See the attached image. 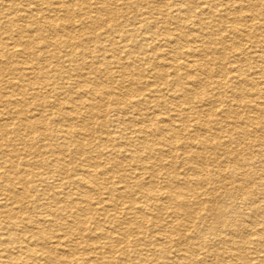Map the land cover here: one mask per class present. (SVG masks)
<instances>
[{
	"label": "rangeland",
	"instance_id": "obj_1",
	"mask_svg": "<svg viewBox=\"0 0 264 264\" xmlns=\"http://www.w3.org/2000/svg\"><path fill=\"white\" fill-rule=\"evenodd\" d=\"M88 1L0 0V20H2L0 21V36L3 37V44L13 41V37L18 38L22 36L21 34L32 37L42 35L44 39L40 40L41 43L35 47L40 50V46L46 42L52 46L44 51L42 49V51H38L46 56L40 63L48 66L44 70H49L47 73L51 83L54 82L55 85L63 87L62 94L58 95L57 89L51 91V87L47 85L44 88L40 83L33 86L31 81L42 78V74L32 67L33 64L24 62L29 57L36 63L34 56L29 54L11 56L6 51L8 49L3 47L7 54L2 61L4 71L0 72V126L5 125V130H0V173L3 172L0 176L2 180H0V239H3L1 242L7 241L5 240L6 225L12 227L13 234L21 235L22 227L20 228L19 224L22 223L25 228L31 229L40 223L47 229L46 236L51 238L53 241L51 243L57 242L58 239L62 242L58 247L54 248L48 245L45 248L46 253L50 255L51 264H64L56 260L55 255H64L67 259L69 258V264H74L70 262V257L74 253L78 259L96 260L98 254L105 250L106 239L102 236V231L104 229L115 230L117 225L135 219V214L126 209L132 203L137 209L146 208L144 212L149 219V225L151 224L150 219L153 218L169 228L168 234L172 236L170 240L174 241L161 243L165 244L164 250L169 252L170 256L178 254L176 246L179 242L185 241V244H188V241L192 239L199 241V243L196 242L198 247L191 246L187 252L198 264H264V145H262L264 144V77L257 74V69L261 66L264 67V0H189V2L188 0H149L144 2L141 7V10L146 13L145 16H149L151 25L154 26L149 31L146 28L140 30V27L144 26L143 23H139L142 21V16L132 10L140 8H134L131 5L124 8L126 0H105L107 2L106 11H103L101 7V2L104 0ZM202 1L205 3L202 4ZM87 7L91 9L90 19L85 14ZM42 9L44 10L42 11ZM110 11L116 13L110 14ZM192 11L198 13V16L190 15ZM9 13H11L10 16ZM53 13H56V17H52ZM55 15L53 14V16ZM5 17L16 19L15 25L10 27L11 25L7 23L9 19ZM84 20H87L88 23H85ZM111 20L112 22H109ZM112 25L116 29H111ZM52 27L54 28L52 29ZM93 27L94 29H92ZM131 29L135 33L133 39L125 40L122 36L128 30L132 31ZM193 29H196V32L198 30L197 33L205 39L204 46L209 49L208 56L200 57L198 55L196 57L193 55L190 49L195 45L191 44L193 39L189 35L184 36L189 31H195ZM76 30L77 32H75ZM239 30L242 31V34L247 35H240ZM152 33L155 35L154 37ZM172 33L180 34L182 45L180 44L179 47L164 42V38L172 36ZM68 40L73 42L72 46L67 43ZM225 43L226 45H224ZM138 46H144V49H138ZM9 49L11 50V48ZM53 52L58 57L46 60L45 58H48L49 54ZM84 52L87 53L84 54ZM126 52L127 54H125ZM68 54H73L74 58L70 60ZM150 55L151 58L147 59ZM173 55H176L177 59L182 62L191 60L199 63L195 71L182 66V73H187L184 74L177 88L185 90L188 99L181 98L180 101L170 90L172 89L170 81L175 79L174 72L169 69L166 73V67H164L169 64V59ZM236 67L243 69L241 79L247 81L241 83L242 86L240 85L241 89H244L242 94L244 97L236 93L240 88L238 84L241 81L237 76L238 71H234ZM25 69L27 72L22 75L21 72ZM60 70L63 71L62 76ZM215 70L219 73L214 75L210 73ZM164 73H166V77ZM5 75L6 77H4ZM194 78L202 79L201 87L193 84ZM42 79L44 80L45 77ZM253 80L257 82L255 90L251 88L250 84ZM192 89L196 91L193 92ZM231 94L233 95L231 96ZM114 95L120 102L129 99L139 101V103L135 107L128 104L122 108L123 112L114 110L112 112L109 110L112 107L111 101ZM66 98H69L68 103L60 104V101ZM254 103H256L255 106ZM75 105L78 113L66 116L64 112ZM176 107L179 109L181 107L182 111ZM186 108L188 110H185ZM182 116L183 118H181ZM201 121L202 123H200ZM144 125L152 126V132L138 134L135 128ZM169 126L177 130L178 135L175 131L166 132L168 131L166 127ZM59 128L61 129L60 135L56 136L55 131ZM68 128H71L70 131ZM65 133H68L67 136L72 139V144L68 146L67 150L62 151V161L56 162L50 145L54 144L56 140L61 141ZM201 138L206 140V152L199 144ZM221 139L224 141L222 142ZM152 144L158 146L155 147ZM168 145H172L169 148L170 151L166 148L169 147ZM127 147L128 149H126ZM78 148L82 150L78 152ZM130 150L133 153H130ZM133 150H137V152L134 154ZM196 151L200 153L195 156ZM156 154L159 156H155ZM163 155L166 156L162 157ZM186 156H193L191 165L198 167L200 172L191 170L190 164L185 160ZM44 159L52 161L54 169H68L66 176L75 178V183L64 184L66 179L62 181L56 174L40 183L35 175L46 174L48 168L43 164ZM140 163L149 166V168L138 167ZM12 165L15 167L10 168ZM84 169L99 171L100 177L101 175L103 177L98 182L100 190L92 181L83 183ZM3 170L12 173L13 181L16 176H19L20 170L30 171L29 185L27 186L31 189L30 201L25 203L29 206L28 211L30 212L26 211L24 215L22 214V218L21 215L18 217L9 216L10 212L19 214L23 208H20L19 204L10 198L7 190L2 189L1 186L7 188L13 182L6 177ZM162 172L164 173L162 174ZM122 175L128 179L122 178ZM137 176L142 181L140 187L135 186L137 184L131 180ZM185 177L190 179V184H187V188H181L182 196L179 197L176 188L185 186L182 185ZM39 183L40 185H38ZM15 185H18L20 189L24 186V184L17 183ZM166 185L176 187H171V190H176L177 193L176 199L171 202H168L164 196L163 199L161 195H158L165 190L162 187ZM124 189L131 190L130 194L126 192L125 198L117 196L116 190ZM137 189L142 192H151L156 199H149L147 194H136L134 191ZM84 192L86 193L85 197L80 194ZM80 198H88L91 205L82 212L81 216L78 214L80 217L75 216L76 214L73 216L65 214L62 217H53L47 214L50 213L51 207H55L57 200H63L64 203L70 204L74 201L78 204ZM181 199H186L189 202L187 206L180 207V209L183 211L185 208L192 209L193 216L188 217L181 213H178V216L175 215L172 205L180 203ZM5 203L7 207H5ZM166 204L171 208L159 211L156 218V213L153 212L157 211H153V209L160 205L167 206ZM84 215L86 218L83 217ZM139 217L141 218V216ZM79 218L86 219L81 230L74 229ZM45 219L48 221L44 222ZM178 222L192 225L186 239L182 241H177L179 238L177 232H171L173 231L171 226L177 225ZM69 225L74 227H71L74 231L68 232L67 236L62 238V234H65L64 231L68 230ZM156 232L154 231V233ZM139 242L142 247L139 249V255L135 254L131 247L127 250L125 243L119 244L116 250L120 253L127 250L133 264H137L140 259H148V264H163L164 255L160 251V246L151 242L145 244L141 236ZM40 243H42L41 240ZM38 247L37 249L41 248ZM5 248L4 245L0 246V260L5 259ZM41 252L42 250H39V253ZM114 256L116 261L122 259L119 254ZM41 263L43 262L41 261ZM0 264L4 263L0 262Z\"/></svg>",
	"mask_w": 264,
	"mask_h": 264
},
{
	"label": "bare ground",
	"instance_id": "obj_2",
	"mask_svg": "<svg viewBox=\"0 0 264 264\" xmlns=\"http://www.w3.org/2000/svg\"><path fill=\"white\" fill-rule=\"evenodd\" d=\"M87 2H89L88 0H86ZM99 1H101V0H99ZM118 1V0H117ZM146 1H149V0H126V2H124V8L125 7H128V6H132V7H134V8H140V9H132V10H135V11H137V13H138V15L140 14L142 17V21H139V23H143V25L145 26H143L142 28L140 27V30H142L143 28H146V29H148V31L149 30H152V28L154 27L153 25H151L152 24V22H150L149 21V19H148V17H146L145 16V14L146 13H144V11L143 10H141V7L143 6V4H144V2H146ZM191 1V0H190ZM237 1V0H236ZM240 1V0H239ZM246 1V0H245ZM86 2V3H87ZM120 2H122V1H120ZM170 2V1H169ZM188 2H189V0H188ZM242 2V1H241ZM38 3H40V2H38ZM37 3V4H38ZM61 3V2H60ZM102 3V8H103V11H106V5H107V2L104 0V1H102L101 2ZM205 2L204 1H202V4H204ZM3 4V3H2ZM68 4V3H67ZM84 4V3H83ZM98 4V3H97ZM55 5V4H54ZM60 5V4H59ZM13 6V5H12ZM50 6V5H49ZM114 6V5H113ZM218 6V5H217ZM260 6V5H259ZM55 7V6H54ZM94 7V6H93ZM99 7H100V5H99ZM98 7V8H99ZM101 7H100V9H101ZM117 7V6H116ZM167 7V6H166ZM97 8V7H96ZM109 8V7H108ZM107 8V9H108ZM40 9V8H39ZM48 9H50V8H48ZM88 9V10H87ZM93 9V8H92ZM15 10H17L16 8H15ZM34 10V9H33ZM36 10H37V8H36ZM44 9H42V11H43ZM52 10V9H51ZM94 10V9H93ZM99 10V9H98ZM109 10H111V9H109ZM108 10V11H109ZM121 10V9H120ZM124 10H128V9H124ZM244 10V9H243ZM13 11H14V9H13ZM19 11V10H18ZM47 11V10H46ZM45 11V12H46ZM90 11H91V9H90V7H87L86 8V12H85V14H87L86 15V17L88 18V19H90L91 18V15H90ZM134 11V12H135ZM143 11V12H142ZM182 11V10H181ZM180 11V12H181ZM233 11V10H232ZM238 11V10H237ZM8 12V11H7ZM31 12H33L32 10H31ZM96 12V11H95ZM184 12V11H183ZM234 12V11H233ZM110 14H113L114 13V11H110L109 12ZM116 13V12H115ZM114 13V14H115ZM123 13V12H122ZM203 13V12H202ZM221 13V12H220ZM10 14L11 13H9V16H10ZM23 14V13H22ZM25 14V13H24ZM54 15L56 14V13H53ZM53 14H52V17H56V15L55 16H53ZM150 14V13H149ZM5 15V14H4ZM8 15V14H7ZM33 15V14H32ZM58 15V14H57ZM159 15V14H158ZM186 15V14H185ZM190 15H192V16H198V13H196V12H194L193 13V11L190 13ZM218 15H219V13H218ZM237 15V14H236ZM1 16V15H0ZM29 16V15H28ZM31 16V15H30ZM46 16V15H45ZM112 16V15H111ZM118 16V15H117ZM254 16V15H253ZM3 17V16H2ZM20 17V16H19ZM38 17V16H37ZM47 17H49V16H47ZM99 17V16H98ZM125 17V16H124ZM6 18V17H5ZM43 18H45V17H43ZM58 18H60V17H58ZM152 18V17H151ZM6 19H9V18H6ZM26 19H28V18H26ZM62 19V18H61ZM86 19V18H85ZM166 19V18H165ZM188 19L190 20V18H189V16H188ZM15 20L16 19H13V18H10L9 20H8V22L7 23H9L11 26L10 27H12V26H14L15 25ZM44 20V19H43ZM137 20V19H136ZM0 21H2V20H0ZM5 21H7V20H5ZM27 21V20H26ZM45 21V20H44ZM85 21V23L87 22L88 23V21L87 20H84ZM99 22H100V20H98ZM138 21V20H137ZM166 21H168V20H166ZM30 22H32V21H30ZM43 22V21H42ZM46 22V21H45ZM54 22V21H53ZM56 22V21H55ZM109 22H112V20L111 21H109ZM7 23H6V25H7ZM29 23V22H28ZM33 23H34V21H33ZM41 23V22H40ZM39 23V24H40ZM52 23V22H51ZM114 23V22H113ZM116 23V22H115ZM128 23H129V21H128ZM172 23V22H171ZM193 23V22H192ZM216 23V22H215ZM4 24V23H3ZM2 24V25H3ZM37 24V23H36ZM45 24V23H44ZM130 24H132V23H130ZM136 24V23H135ZM164 24V23H163ZM169 24V23H168ZM197 24V23H196ZM1 25V26H2ZM5 25V24H4ZM27 25V24H26ZM91 25V24H90ZM94 25H95V22H94ZM96 25H98V24H96ZM139 25V24H138ZM142 25V24H141ZM19 26V25H18ZM80 26V25H79ZM87 26H88V24H87ZM118 26V25H117ZM217 26V25H216ZM7 27V26H6ZM59 27V26H58ZM183 27H184V25H183ZM187 27V26H186ZM202 27V26H201ZM14 28V27H13ZM51 28V27H50ZM54 27H52V29H53ZM66 28V27H65ZM131 28V27H130ZM10 29V28H9ZM80 29V28H79ZM86 29V28H85ZM92 29H94V27L92 28ZM111 29H116V27L115 26H113L112 25V27H111ZM126 29V28H125ZM202 29V28H201ZM3 30V29H2ZM12 30V29H11ZM98 30V29H97ZM118 30V29H117ZM132 30V29H131ZM193 30H195V31H192V32H190L189 31V33H186V34H184V36L185 37H187L188 35L189 36H191L192 37V39H193V42H191V44L192 43H194L195 45H193L190 49L192 50V52H193V55L194 56H196V57H198V55L201 57V56H203V57H206V56H208L209 54L207 53V51L209 50V49H207L208 47H205L204 46V44H205V39L200 35V34H198L197 32H198V30H197V32H196V29H193ZM51 31V30H50ZM58 31H59V28H58ZM66 31V30H65ZM74 31V30H73ZM81 31H83L82 29H81ZM86 31V30H85ZM119 31H121V30H119ZM147 31V32H148ZM204 31V30H203ZM245 31V30H244ZM250 31V30H249ZM31 32V31H30ZM68 32V31H67ZM75 32H77V30L75 31ZM91 32H93V31H91ZM122 32V31H121ZM144 32V31H143ZM154 34H156V32H154V31H152ZM239 32V34L241 35L242 34V31L240 32V30L238 31ZM33 33V32H32ZM146 33V32H145ZM153 33H152V35H153ZM183 33V32H182ZM214 33H216V32H214ZM246 33V32H245ZM252 33V32H251ZM141 34V33H140ZM151 34V33H150ZM178 33H172V36H166L165 38H164V42H166V44H172V45H174L175 44V46L176 47H179V45L181 44V39H180V34L179 35H177ZM209 34V33H208ZM253 34V33H252ZM22 36H19L18 38H14L13 37V41H11V42H6L5 44H3V37H1L0 36V72H1V70H2V72L4 71L3 69H2V64H3V58L4 57H6V54L8 53L9 55H11V56H17V55H24V54H29V55H31V56H34V58L36 59V63L33 61V60H31L29 57H27V60H25V62L24 63H26V64H33V68L34 69H37V71L40 73V74H42V78L43 77H45V79L43 80L42 78H36L37 80L36 81H31L32 83V85L33 86H37L38 84L37 83H40L41 84V86L44 88V86L45 85H47L48 87H51L50 88V90L51 91H54V90H56L57 89V94L58 95H61L62 94V86H57V85H55L54 84V82L53 83H51V79L49 78V74L47 73L48 71L47 70H44L46 67H48V66H44V64H41L40 62H41V60H43L44 59V57H46V56H44L45 54H41L40 52H38V51H44V50H46L47 48H49L50 46H52V44H50V43H48L47 44V42L46 43H43L42 44V46H40L41 47V49L39 50V49H37V47H35V46H37V44L38 43H41V41L40 40H42V39H44V37L42 36V35H40L39 37H32V36H29V35H25V34H21ZM32 35V34H31ZM91 35V34H90ZM89 35V36H90ZM116 35V34H115ZM135 35V33H134V31L132 30V31H127L122 37L125 39V40H129V39H133V36ZM242 35H244V36H246L247 34H242ZM250 35V34H249ZM28 36V37H27ZM53 36V35H52ZM57 36V35H56ZM150 36V35H149ZM155 35H153V37H154ZM204 36V35H203ZM239 36V35H238ZM252 36V35H251ZM254 36V35H253ZM258 36H259V34H258ZM7 37V36H6ZM32 37V38H31ZM54 37V36H53ZM69 37V36H68ZM159 37V36H158ZM157 37V38H158ZM257 37V36H256ZM66 38V37H65ZM80 39H81V37H79ZM117 38V37H116ZM183 38V37H182ZM7 39V38H6ZM54 39V38H53ZM87 39V38H86ZM11 40V39H10ZM55 40V39H54ZM66 40V39H65ZM76 40V39H75ZM90 40V39H89ZM106 40V39H105ZM113 40V39H112ZM206 40H208V39H206ZM211 40V39H210ZM222 40V39H221ZM244 40V39H243ZM56 41H58V40H56ZM191 41V40H190ZM189 41V42H190ZM211 41H213V40H211ZM216 41V39L214 40V42ZM257 41H258V39H257ZM76 42V41H75ZM89 42V41H88ZM87 42V43H88ZM100 42V41H99ZM187 42V41H186ZM185 42V43H186ZM219 42V41H218ZM226 42V41H225ZM65 43V42H64ZM67 43L68 44H70V46H72L71 44L73 43L72 41H70V40H68L67 41ZM122 43H124V42H122ZM236 43V42H235ZM247 43H248V41H247ZM81 44H85V43H81ZM93 44V43H92ZM100 44V43H99ZM118 44V43H117ZM186 44H188V43H186ZM219 44V43H218ZM221 44H223V43H221ZM228 44V43H227ZM264 44V43H263ZM75 45V44H74ZM88 45H90V44H88ZM182 45V44H181ZM224 45H226V43L224 44ZM251 45H253V44H251ZM261 45V44H260ZM11 46V47H10ZM107 46H110V45H107ZM158 46V45H157ZM3 47H6L8 50H6V49H4ZM35 47V48H34ZM106 47V46H105ZM144 46H138V49H144L143 48ZM156 47V46H155ZM190 47V46H189ZM9 48H11V50L9 49ZM72 48V47H71ZM83 48V47H82ZM86 48V47H85ZM88 48V47H87ZM153 48V47H152ZM157 48V47H156ZM155 48V49H156ZM171 48V47H170ZM239 48V47H238ZM79 49V48H78ZM81 49V48H80ZM89 49V48H88ZM93 49V48H92ZM5 50L7 51V53L5 52ZM84 50V49H83ZM97 50H100V49H97ZM158 50V49H157ZM235 50V49H234ZM96 51V50H95ZM114 51V50H113ZM141 51V50H140ZM151 51V50H150ZM102 52V51H101ZM115 52V51H114ZM128 52V51H127ZM127 52L125 53V54H127ZM134 52V51H133ZM219 52V51H218ZM237 52V51H236ZM85 53H87V52H84V54ZM94 53V52H93ZM103 54H104V52H102ZM109 54H110V52H108ZM113 53V52H112ZM116 53V52H115ZM114 53V54H115ZM137 53V52H136ZM169 53H171V52H169ZM178 53V52H177ZM182 53V52H181ZM185 53H186V51H185ZM212 53V52H211ZM261 53V52H260ZM99 54H100V52H99ZM130 54V53H129ZM159 54V53H158ZM157 54V55H158ZM176 54V53H175ZM208 54V55H207ZM239 54V53H238ZM94 55H97V54H94ZM116 55V54H115ZM171 55V54H170ZM184 55V54H183ZM239 55H241V54H239ZM263 55V54H262ZM98 56V55H97ZM126 56V55H125ZM58 56H57V54L56 53H52V54H49V57L48 58H45L46 60L48 59V60H53V59H55V58H57ZM110 57V56H109ZM162 57V56H161ZM259 57V56H258ZM68 58H70V60H72V58H74V55L73 54H68ZM88 58V57H87ZM119 58V57H118ZM151 58V55L147 58V59H150ZM96 59V58H95ZM126 59V58H125ZM92 60V59H91ZM106 60V59H105ZM121 60V59H120ZM236 60V59H235ZM246 60V59H245ZM250 60V59H249ZM68 61V60H67ZM92 61H94V60H92ZM122 61V60H121ZM148 61V60H147ZM97 62V61H96ZM70 63V62H69ZM99 63V62H98ZM132 63V62H131ZM13 64V63H12ZM116 64V63H115ZM138 64V63H137ZM93 65V64H92ZM125 65V64H124ZM132 65V64H131ZM157 65V64H156ZM159 65V64H158ZM197 65H199V63H197V62H194V61H191V60H189V61H186V62H182V61H180V59H177V57H176V55H173L172 57H170V59H169V64L167 65V66H164V67H166V73L169 71V69H171L173 72H174V75H175V79L173 80V81H170V85H172V89H170V90H172V92H173V94H174V96L178 99V101H180L179 99H181V98H186V99H188V96H187V93H186V91L185 90H183V89H178L177 87H178V85H179V83L182 81V79H183V77H184V74L185 73H187V72H184V73H182V71H181V69H182V66L185 68V69H188V70H191V71H195L198 67H197ZM200 65L203 67V65H202V63L200 62ZM213 65H215V64H213ZM238 65V64H237ZM126 66V65H125ZM141 66V65H140ZM118 69V68H117ZM30 70V69H29ZM54 70V69H53ZM62 70V69H61ZM60 70V71H61ZM168 70V71H167ZM258 71H257V74H259V76L260 77H264V67L263 66H261V68H259V69H257ZM22 71V70H21ZM89 71V70H88ZM96 71V70H95ZM165 71V70H164ZM234 71H238V78L241 80L240 82H239V86L238 87H240V85L242 86V84L241 83H246L247 81L246 80H242L241 78H242V71H243V69L241 68V67H236L235 69H234ZM25 72V73H24ZM26 69L24 70V71H22L21 72V74L22 75H25L26 74ZM245 72V71H244ZM103 73H104V71H103ZM122 73V72H121ZM166 73H164V76L166 77ZM210 73L211 74H216L217 72H216V70L215 71H210ZM219 73V72H218ZM217 73V74H218ZM221 73V72H220ZM59 74H60V72H59ZM191 74V73H190ZM28 75V74H27ZM63 75V71H61V76ZM155 75H157L156 73H155ZM173 75V74H172ZM203 75H205V74H203ZM29 76V75H28ZM160 76V75H159ZM158 76V77H159ZM247 76V75H246ZM4 77H6V75L4 76ZM74 77V76H73ZM135 77V76H134ZM173 77V76H172ZM206 77H208V76H206ZM215 77V76H214ZM90 78V77H89ZM96 78V77H95ZM187 78V77H186ZM173 79V78H172ZM171 79V80H172ZM210 79V78H209ZM216 79V78H215ZM214 79V80H215ZM231 79V78H230ZM185 80V79H184ZM208 80V79H207ZM218 80V79H217ZM50 81V82H49ZM101 81H102V79H101ZM100 81V82H101ZM158 81V80H157ZM194 82H193V84L195 85V86H199V87H201L202 86V84H203V81H202V79L201 78H194V80H193ZM230 82V81H229ZM156 83V82H155ZM167 83H168V80H167ZM54 84V85H53ZM143 84H144V82H143ZM182 84V83H181ZM211 84V83H210ZM247 84H249V83H247ZM251 88L253 89L254 88V90L257 88V82L256 81H252L251 83ZM72 85V84H71ZM94 85V84H93ZM192 85V84H191ZM194 85H193V87H194ZM228 85V84H227ZM46 86V87H47ZM45 87V88H46ZM47 87V88H48ZM182 87V86H181ZM203 89V88H202ZM240 89V90H239ZM239 89H237V92L236 93H239V94H241V97H244L242 94H243V92H244V89H241V87L239 88ZM247 89V88H246ZM191 90V89H190ZM195 90V89H194ZM194 90L192 89V91L194 92ZM119 91V90H118ZM153 91V90H152ZM196 91V90H195ZM201 91V90H200ZM261 91V90H260ZM153 92H155V91H153ZM6 93V92H5ZM27 93H28V91H27ZM112 93H113V91H112ZM119 93V92H118ZM200 93V92H199ZM92 94V93H91ZM253 94V93H252ZM84 95V94H83ZM233 94H231V96H232ZM44 96V95H43ZM115 96V97H114ZM114 96H112V101H111V109L109 110V111H112L113 112V110L114 111H116V112H123L124 111V109H122V108H125L128 104L130 105V106H132V107H135L136 106V104H138L139 103V101H133V100H129V99H127V100H123L122 102H120V101H118V98H117V96L116 95H114ZM190 96V95H189ZM230 96V97H231ZM1 97V96H0ZM173 97V96H172ZM234 97V96H233ZM30 98V97H29ZM175 98V99H176ZM251 98V97H250ZM53 99V98H52ZM75 99V98H74ZM99 99V98H98ZM177 99H176V101H177ZM239 99V98H238ZM9 100V99H8ZM67 100H69V98H66L65 100H63V101H60V104H67L68 103V101ZM206 100V99H205ZM214 100V99H213ZM235 100V99H234ZM237 100V99H236ZM13 101V100H12ZM17 101V100H16ZM241 101V100H240ZM242 101H244V100H242ZM246 101V100H245ZM15 102V101H14ZM214 102V101H213ZM216 102V101H215ZM218 102V101H217ZM238 102V101H237ZM259 102V101H258ZM262 102V101H261ZM56 103V102H55ZM91 103V102H90ZM175 103V102H174ZM178 103V102H177ZM223 103V102H222ZM240 103V102H239ZM17 104V103H16ZM163 104V103H162ZM255 104L256 103H254V106H255ZM258 104V103H257ZM114 105V106H113ZM122 105V106H121ZM183 105V104H182ZM217 105H218V103H217ZM60 106V105H59ZM94 106H95V104H94ZM97 106V105H96ZM184 106V105H183ZM193 106V105H192ZM227 106V105H226ZM234 106V105H233ZM233 106H230V107H233ZM259 106V105H258ZM99 107V106H98ZM175 107V106H174ZM173 107V108H174ZM195 107H196V105H195ZM244 107V106H243ZM4 108V107H3ZM192 108V107H191ZM197 108V107H196ZM221 108V107H220ZM245 108V107H244ZM68 109V108H67ZM94 109V108H93ZM168 109V108H167ZM176 109H179V107H176ZM184 109V108H183ZM188 109L190 110V107H188ZM187 108L185 109V110H188ZM223 109V108H222ZM240 110H241V108H239ZM243 109V108H242ZM76 110H78L77 109V107H76V105L75 106H73L70 110H68V111H65L64 113H65V115L66 116H70V115H72V114H77L78 112H76ZM82 110V109H81ZM174 110V109H173ZM193 110V109H192ZM213 110V109H212ZM218 110V109H217ZM221 110V109H220ZM239 110V111H240ZM264 110V109H263ZM155 111V110H154ZM163 111V110H162ZM166 111V110H165ZM168 111V110H167ZM179 111H182V109H181V107H180V109H179ZM248 111V110H247ZM158 112V111H157ZM174 112V111H173ZM221 112H223V111H221ZM257 112V111H256ZM260 112V111H259ZM81 113V112H80ZM160 113V112H159ZM253 113H254V110H253ZM103 114V113H102ZM105 114V113H104ZM150 114V113H149ZM176 114V113H175ZM191 114H193L192 112H191ZM224 114H225V112H224ZM235 114V113H234ZM260 114H261V112H260ZM264 114V113H263ZM181 115V114H180ZM187 115H189L188 113H187ZM212 115V114H211ZM229 115V114H228ZM37 116V115H36ZM55 116V115H54ZM80 116V115H79ZM169 116V115H168ZM231 116V115H230ZM246 116V115H245ZM134 117V116H133ZM173 117V116H172ZM205 117V116H204ZM225 117H226V115H225ZM181 118H183V116L181 117ZM186 118V117H185ZM190 118V117H189ZM171 119V118H170ZM261 119V118H260ZM104 120H105V118H104ZM164 120V119H163ZM169 120V119H168ZM194 120V119H193ZM230 120V119H229ZM3 121V120H2ZM110 121V120H109ZM160 121V120H159ZM181 121V120H180ZM200 121V120H199ZM258 121H259V119H258ZM116 122V121H115ZM126 121H124V123H125ZM170 122V121H169ZM120 123H122L121 121H120ZM166 123V122H165ZM200 123H202V121L200 122ZM214 123V122H213ZM96 124V123H95ZM115 124V123H114ZM123 124V123H122ZM126 124V123H125ZM232 124V123H231ZM240 124V123H239ZM174 125V124H173ZM201 125V124H200ZM220 125V124H219ZM247 125V124H246ZM16 126H17V124H16ZM171 126V125H170ZM166 127V130H168V131H166V132H168V133H171V132H174L175 131V133L178 135V131L177 130H175L174 128H172V127ZM197 126V125H196ZM195 126V127H196ZM215 126V125H214ZM241 126H242V124H241ZM24 127V126H23ZM117 127V126H116ZM152 127V126H151ZM151 127H149V126H146V125H144V126H139V127H137V128H135V130H136V132H138V134L139 133H143V134H145V132H147V131H151L152 132V129H151ZM203 127V126H202ZM208 127V126H207ZM212 127V126H211ZM231 127V126H230ZM35 128H36V126H35ZM199 128V127H198ZM216 128V127H215ZM251 128V127H250ZM69 129V131H70V129L71 128H68ZM154 129V128H153ZM165 129V128H164ZM187 129V128H186ZM193 129V128H192ZM202 129H205V128H202ZM258 129H260V128H258ZM257 129V130H258ZM0 130H5V125H1L0 126ZM134 130V131H135ZM157 130H159V129H157ZM200 130V129H199ZM212 130V129H211ZM220 130V129H219ZM24 131V130H23ZM161 131V130H160ZM203 131H206V130H203ZM208 131V130H207ZM217 131H218V129H217ZM256 131V130H255ZM59 132H61V129L59 128V129H57L56 131H55V135L56 136H58V135H60V133ZM109 132V131H108ZM193 132V131H192ZM191 132V133H192ZM214 132V131H213ZM257 132V131H256ZM260 132V131H259ZM222 133V132H221ZM224 133V132H223ZM243 133V132H242ZM245 133V132H244ZM250 133V132H249ZM248 133V135L250 136V134ZM67 134L68 133H65V135H63L62 136V140L60 141V140H56V142L54 143V144H51L50 145V147H51V151H52V154H54L55 155V161L56 162H61L62 161V158H61V155H62V151H64V150H67L69 147L68 146H70L71 144H72V139H70V137L69 136H67ZM159 134H160V132H159ZM158 134V135H159ZM174 134V133H173ZM241 134V133H240ZM255 134V133H254ZM260 134V133H259ZM89 135H91V134H89ZM203 135V134H202ZM257 135V134H256ZM13 136V135H12ZM86 136V135H85ZM98 136V135H97ZM156 136V135H155ZM175 136V135H174ZM208 136V135H207ZM91 137V136H90ZM93 137V136H92ZM146 137V136H145ZM180 137V136H179ZM215 137V136H214ZM240 137V136H239ZM251 137V136H250ZM257 137V136H256ZM261 137V136H260ZM32 138V137H31ZM61 138V137H60ZM139 138V137H138ZM142 138V137H141ZM147 138H151V137H147ZM158 138V137H157ZM164 138V137H163ZM258 138V137H257ZM56 139H57V137H56ZM152 139H153V136H152ZM174 139V138H173ZM179 139V138H178ZM180 139H182L181 137H180ZM218 139V138H217ZM220 139V138H219ZM218 139V140H219ZM225 139V138H224ZM253 139V138H252ZM261 139V138H260ZM149 140V139H148ZM222 140V139H221ZM254 140V139H253ZM155 141V140H154ZM167 141V140H166ZM182 141V140H181ZM184 141V140H183ZM187 141V140H186ZM224 140H222V142H223ZM236 141H237V139H236ZM240 141V140H239ZM259 141V140H258ZM88 142V141H87ZM114 142V141H113ZM138 142V141H137ZM143 143H144V141H142ZM150 142V141H149ZM156 142V141H155ZM192 142H193V140H192ZM205 142H206V140L204 139V138H201L200 140H199V144L201 145V148H202V150H204L205 152H206V148H207V146L205 145ZM252 142V141H251ZM255 142V141H254ZM101 143V142H100ZM163 143V142H162ZM189 143V142H188ZM221 143V142H220ZM243 143V142H242ZM6 144V143H5ZM20 144V143H19ZM145 144V143H144ZM165 144V143H164ZM186 144V143H185ZM190 144H191V142H190ZM193 144V143H192ZM211 144V143H210ZM222 144V143H221ZM153 146L155 145V144H152ZM160 145V144H159ZM187 145V144H186ZM189 145V144H188ZM262 145H264V144H262ZM84 146V145H83ZM156 146H158V145H155V147ZM165 146V145H164ZM169 147H166V148H170V146H172V145H168ZM182 146V145H181ZM258 146V145H257ZM260 146V145H259ZM7 147V146H6ZM111 147V146H110ZM149 147H150V145H149ZM195 147H197V146H195ZM254 147V146H253ZM159 148V147H158ZM162 148V147H161ZM126 149H128V147L126 148ZM143 149V148H142ZM147 149V148H146ZM149 149V148H148ZM160 149V148H159ZM159 149H157L156 148V150H159ZM186 149V148H185ZM194 149V148H193ZM225 149V148H224ZM78 150V152H80L82 149L81 148H78L77 149ZM118 150H119V148H118ZM162 150V149H161ZM226 150V149H225ZM3 151V150H2ZM1 151V152H2ZM133 151H135L134 152V154L137 152V150H133ZM149 151V150H148ZM152 151H155V150H152ZM168 151H170V149L168 150ZM227 151H228V149H227ZM22 152V151H21ZM24 152V151H23ZM160 152H163V151H160ZM175 152V151H174ZM130 153H133V152H131V150H130ZM138 153H139V151H138ZM156 153H158L157 151H156ZM164 154H165V152H163ZM197 153H200V152H197L196 151V153L194 154L195 156H196V154ZM100 154V153H99ZM146 154V153H145ZM154 154V153H153ZM159 154V153H158ZM158 154H156L155 156H157ZM176 154V153H175ZM177 154H178V152H177ZM187 154V153H186ZM208 154V153H207ZM137 155H140V154H137ZM150 155V154H149ZM152 155V154H151ZM193 155V156H194ZM159 156V155H158ZM161 156V155H160ZM166 156V155H165ZM164 155L162 156V157H165ZM171 156V155H170ZM176 156V155H175ZM178 156H180V154H178ZM192 156V157H193ZM200 156V155H199ZM146 157V156H145ZM169 157V156H168ZM191 156H186V158H185V160L187 161V163H189L190 164V167H191V170H195L197 173L198 172H200V169H198V167H194V166H192L191 165V162H192V158ZM132 158H133V156H132ZM161 158V157H160ZM171 158V157H170ZM258 158V157H257ZM4 159V158H3ZM17 159V158H16ZM158 159V158H157ZM166 160V159H165ZM224 160V159H223ZM17 161V160H16ZM104 161V160H103ZM232 161V160H231ZM257 161V160H256ZM163 162V161H162ZM167 162H168V160H167ZM210 162V161H209ZM20 163V162H19ZM103 163V162H102ZM102 163L100 164V166L102 165ZM169 163V162H168ZM213 163V162H212ZM224 163V162H223ZM260 163V162H259ZM27 164V163H26ZM45 166H47V168H48V170L46 171V174H44V173H39V174H36L35 176L36 177H38V181L40 180V183L42 182V181H46L47 179H49V178H51V177H53L54 176V174H56V175H59L60 176V179L62 180V181H64L65 179H66V181L64 182V184H71L72 182H74V179L75 178H70L68 175L66 176V174H67V171L66 170H68V169H54V167L52 166V161H49V160H47V159H44V163H43ZM148 165H149V163H147ZM159 164V163H158ZM117 165V164H116ZM154 165H155V162H154ZM194 165V164H193ZM231 165V164H230ZM13 166L14 165H12V166H10V168H13ZM134 166V165H133ZM153 166V165H152ZM187 166V165H186ZM15 167V166H14ZM43 167V166H42ZM77 167V166H76ZM85 167V166H84ZM138 167H140V168H149V166L147 167V165H145V164H142V163H140L139 164V166ZM180 167V166H179ZM189 167V168H190ZM91 168V167H90ZM243 169V168H242ZM83 170V169H82ZM155 170V169H154ZM244 170V169H243ZM242 170V171H243ZM247 170V169H246ZM4 171V170H3ZM106 172H108L109 170H105ZM145 171V170H144ZM157 171V170H156ZM161 171V170H160ZM162 171H165V170H162ZM167 171V170H166ZM204 171H205V169H204ZM212 171V170H211ZM29 172L30 171H22V170H20L19 171V176H16L15 177V181H13V176L11 175L12 173H9V171H4V174H6V177H8V179L9 180H12L13 182L11 183L12 185L9 187H3V186H1L2 187V189H4V190H7V192H8V195L10 196V198L11 199H13L14 201H16L18 204H19V206H20V208H23L22 210H21V212L19 213V214H17V213H14V212H10V214H9V216H11V217H15V216H20L21 215V218H22V214L24 215V213L26 212V211H28L29 210V206H27V204H25L26 203V201H30V191H31V189L30 188H28L27 186L29 185V182H28V178H29ZM84 172H85V177L84 178H82V181H83V183H90L91 181H92V183L94 182V185L95 186H98L97 188L100 190V187H99V185H98V182L100 181V178L102 179L103 177H102V175H101V177H100V173H99V171L97 170V169H84ZM152 172V171H151ZM244 172V171H243ZM149 173V172H148ZM164 172H162V174H163ZM173 173V172H172ZM2 174H3V172L2 173H0V176H2ZM118 174V173H117ZM142 174H144V173H142ZM141 174V175H142ZM251 174V173H250ZM206 175V174H205ZM253 175H255V174H253ZM123 176V175H122ZM146 176V175H145ZM202 176V175H201ZM200 176V177H201ZM259 176V175H258ZM2 178V177H1ZM68 178V179H67ZM122 178H124V179H128V177H125V176H123ZM139 176H137V177H135L134 179H131L132 181H134V183H136L137 185H135V186H137V187H140V185H142L141 184V180H139ZM174 178V177H173ZM147 179V178H146ZM183 179V178H182ZM1 180V179H0ZM95 180V181H94ZM190 179H188V178H184V180H183V182H182V185L184 184L185 186H178L177 188L176 187H172V188H176V192L178 193V195H179V197H180V195H181V188H187V184L190 182L189 181ZM255 180H257V179H255ZM2 181V180H1ZM254 182V181H253ZM15 183H17V184H19V185H22V184H24V186L20 189L19 188V186L18 185H15ZM40 183L38 184V185H40ZM75 183V182H74ZM5 184H7V183H5ZM190 184V183H189ZM36 185H37V183H36ZM263 185V184H262ZM5 186H7V185H5ZM33 187H34V185H33ZM171 187H170V185H166V186H164V187H162V189L163 188H165V190L162 192V193H159L158 195H161V197H165L166 199H167V201L169 202H171V201H173V200H175L176 199V195H177V193L175 192V191H173V190H171ZM1 189V190H2ZM122 189V188H121ZM98 190V191H99ZM104 190V189H103ZM108 190V189H107ZM117 191V196H119V197H121V198H125L126 196L125 195H127V193L126 192H128V194H130L129 193V191H131V190H127V189H124V190H116ZM146 191V190H145ZM103 192V191H102ZM136 194H147L149 197V199H156V197H155V195L153 196V194L151 193V192H142L141 190H139V189H137L136 191H134ZM222 192V191H221ZM106 193V192H105ZM150 193V194H149ZM158 193V192H157ZM32 194V193H31ZM81 194V196H83V197H85V195H86V193L84 192V193H80ZM55 196H56V194H54ZM106 195V194H105ZM260 195V194H259ZM182 196V195H181ZM99 197V196H98ZM128 197V196H127ZM164 197H163V199H164ZM191 197V196H190ZM197 197V196H196ZM82 198V197H81ZM80 198V201H79V203L78 204H76L74 201H72L71 202V204L70 203H64L65 201H61V200H57L56 202V204H55V207H51V211H49L50 213H47V214H49L50 216H53V217H55V216H58V217H62V216H64L65 214H68V215H70V216H73V214H76L75 216H77L78 214L81 216V214H82V212H84L86 209H88V207L89 206H91L90 205V202H89V200H88V198L86 199V198H84V199H81ZM130 198H131V195H130ZM205 198V197H204ZM261 198V197H260ZM7 199V198H6ZM111 199V198H110ZM158 199V198H157ZM247 199V198H246ZM248 201V200H247ZM122 202V201H121ZM149 202V201H148ZM162 202V201H161ZM188 202L189 201H187L186 199L185 200H183V199H181V201H180V203H177V204H175V205H172V208L174 209V213H175V215L176 216H178V213H181V214H184L185 216H188V217H191V216H193L192 215V212H191V210H189V209H187V208H185V211H183V210H181L180 209V207H182V208H184L185 206H187L188 205ZM31 203V202H30ZM200 203V202H199ZM241 203V202H240ZM10 204V203H9ZM23 204H24V206H23ZM109 204V203H108ZM121 204V203H120ZM129 204V203H128ZM198 204V203H197ZM2 205H3V203H2ZM5 205V207H7L6 206V203L4 204ZM31 205H32V203H31ZM110 205V204H109ZM113 205V204H112ZM167 205V204H166ZM245 205V204H244ZM9 206V205H8ZM12 206V205H11ZM18 206V205H17ZM114 206H116V205H114ZM124 206H126V205H124ZM123 206V207H124ZM263 206H264V204H263ZM121 207V206H120ZM17 208V207H16ZM118 208V207H117ZM152 208V207H151ZM171 207L170 206H162V205H160V206H158V208L157 207H155L154 209H153V211H157V212H153L155 215H156V218H157V214L158 213H160L159 211H163V210H166V209H170ZM127 210H129L130 212L132 211V213H134L135 214V216H134V218L135 219H132V220H130V222H124V223H121V224H119V225H117L116 227H115V230H112V231H110L109 229L107 230V229H104L103 231H102V236L106 239V241H105V250H102L99 254H98V258L95 260V259H90V260H85V259H78V258H76L75 257V253L74 254H72V256L70 257V262H72V263H74V264H79V263H82V264H133V263H131V260L129 259L130 258V254H128V249L131 247V249H132V251H134V253L135 254H137V255H139L140 254V251H139V249H141L142 247L139 245L140 244V236H141V238L144 240V242H145V244H149V242H151V243H153V244H156V245H158V246H160V251L162 252V255H164V257H163V259H164V262H163V264H198V263H196L197 261H194L193 259H192V257H190V255L188 254V252H187V249L189 248V247H191V246H194V247H198V243H199V241H195V240H189L188 241V244H185V241H182L183 239H186V236H187V234H188V232L190 231V228H191V226H190V224L188 225L187 223H185V222H183V223H181V222H178L177 223V225H174V226H171V229H173V231H171V232H177V234L179 235V238H178V240L177 241H182V243L181 242H179L178 243V245L176 246L178 249V254L177 255H173V256H170V254H169V252H167L166 250H164V245L165 244H162L161 242H165V241H169V242H173L172 240H170V237H172L170 234H168L169 232V228L167 227V226H165L163 223H161V222H157V221H155L156 219H150L151 220V224L149 225L148 224V222H149V219L147 218V216H145V212H144V210L146 209V208H141V209H137V208H135L134 207V205L132 204V203H130L129 205H128V207L126 208ZM151 210V209H150ZM195 210V209H194ZM20 211V210H19ZM81 211V212H80ZM118 211H120V210H118ZM264 211V210H263ZM28 212H30V211H28ZM45 212H48V211H45ZM69 212H71V213H69ZM112 212V211H111ZM128 212V211H127ZM255 212V211H254ZM253 212V213H254ZM3 213V212H2ZM98 213V212H97ZM260 213V212H259ZM44 214V213H43ZM78 215V216H79ZM253 215V214H252ZM79 216V217H80ZM86 215H84L83 217H85ZM139 216H141V218H143V219H141ZM154 216V215H153ZM171 216V215H170ZM180 216V215H179ZM183 216V215H182ZM210 216V215H209ZM251 216V215H250ZM82 217V218H83ZM175 217V216H174ZM258 217V216H257ZM8 218V217H7ZM82 218H79L78 220H77V222H76V228H74V227H72L71 225H69L68 226V230H66V231H64L65 232V234H62V238H65L66 236H67V234H68V232H70V233H72L73 231H74V229H78V230H81L82 228H81V226L85 223V220L86 219H82ZM86 218V217H85ZM56 219V218H55ZM54 219V220H55ZM173 219V218H172ZM208 219V218H207ZM252 219V218H251ZM88 220V219H87ZM264 220V219H263ZM23 221V220H22ZM25 221V220H24ZM23 221V222H24ZM48 220H46L45 219V221L44 222H47ZM258 221V220H257ZM19 222V221H18ZM21 222V221H20ZM62 222V221H61ZM245 222V221H244ZM56 223H58V222H56ZM125 223H127V224H125ZM260 223V222H259ZM38 224V225H37ZM36 224V226L34 227V228H31V229H28V228H25L24 226H23V224L21 223V224H19V226H20V230H21V232H22V234L21 235H18V234H13V231H12V227H10V226H8V225H6L5 226V229L7 230V235H6V239L5 240H7V241H4V242H1V240H3V239H0V246H2V245H4L6 248H5V259L4 260H0V262H2V263H4V264H43V263H45V264H51V258H50V255H48L47 253H46V250H45V248L49 245V246H53L54 248H55V246H59V245H61L62 244V242H61V240H59L58 239V241L57 242H54V243H51V242H53L52 240H51V238L50 237H48V236H46V233H47V229L44 227V226H42L40 223H37ZM251 224V223H250ZM67 225V224H66ZM199 225V224H198ZM34 226V225H33ZM58 226V225H57ZM90 226V225H89ZM74 228V229H72V228ZM156 230H159V232H156ZM154 231L156 232V233H154ZM20 232V233H21ZM240 232V231H239ZM238 232V233H239ZM247 232V231H246ZM245 232V233H246ZM258 232V231H257ZM24 233V234H23ZM62 233V232H61ZM167 233V234H166ZM237 233V234H238ZM236 234V233H235ZM248 234V233H247ZM249 235V234H248ZM251 235V234H250ZM51 236H52V234H51ZM131 236H134V238H131ZM233 236V235H232ZM60 237V239H61V236H59ZM76 237V236H75ZM74 237V238H75ZM237 237H238V235H237ZM245 237V236H244ZM253 237V236H252ZM239 238V237H238ZM76 239H78V238H76ZM133 239V240H132ZM237 239V238H236ZM244 239V238H243ZM40 240L42 241V243H40ZM163 240V241H162ZM228 240V239H227ZM241 240V239H240ZM86 241V240H85ZM142 241V240H141ZM257 241V240H256ZM79 242V241H78ZM77 242V243H78ZM84 242V241H83ZM89 242V241H88ZM196 242H198V243H196ZM233 242V241H232ZM255 242V241H254ZM40 243V244H39ZM125 243V245H126V247H127V250H124V251H122L121 253L118 251V250H116L117 249V246L119 245V244H124ZM256 243V242H255ZM83 244V243H82ZM144 244V243H143ZM169 244V243H168ZM139 245V246H138ZM173 245V244H172ZM213 245V244H212ZM261 245V244H260ZM38 246H40L41 248L40 249H37V248H39ZM64 246V245H63ZM262 246V245H261ZM144 247V246H143ZM85 248V247H84ZM89 248V247H88ZM87 248V249H88ZM119 248V247H118ZM149 248V247H148ZM90 249H92V248H90ZM155 249V248H154ZM238 249V248H237ZM248 249V248H247ZM39 250L41 251L42 250V252L41 253H39ZM216 250V249H215ZM259 250V249H258ZM218 251V250H217ZM226 251V250H225ZM261 251V250H260ZM48 252V251H47ZM87 252V251H86ZM139 252V253H138ZM142 252V251H141ZM197 253H198V251H197ZM224 253V252H223ZM257 253V252H256ZM260 253V252H259ZM115 254H119V255H121V258L122 259H120V260H115ZM191 254V253H190ZM85 255V254H84ZM108 255H110V256H108ZM194 255V254H193ZM118 256V255H117ZM203 256V255H202ZM210 256V255H209ZM55 259L56 260H59V262L60 263H64V264H69V258L67 259L66 258V256H64V255H55ZM196 257V256H195ZM213 257V256H212ZM211 257V258H212ZM240 257V256H239ZM88 258V257H87ZM138 258V257H137ZM234 260V259H233ZM261 260V259H260ZM41 261L43 262V263H41ZM54 261V260H53ZM156 261V260H155ZM58 262V261H57ZM148 262H149V260L148 259H146V260H143V259H140L139 261H138V263L137 264H148ZM221 262V261H220ZM160 263H162V262H160ZM71 264V263H70ZM221 264V263H220ZM246 264V263H245Z\"/></svg>",
	"mask_w": 264,
	"mask_h": 264
}]
</instances>
